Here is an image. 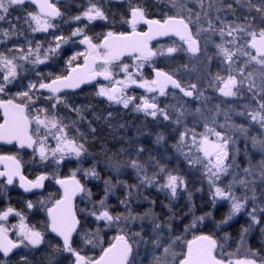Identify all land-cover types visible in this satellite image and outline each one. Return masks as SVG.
I'll list each match as a JSON object with an SVG mask.
<instances>
[{"label": "snow or ice", "instance_id": "6c2138e0", "mask_svg": "<svg viewBox=\"0 0 264 264\" xmlns=\"http://www.w3.org/2000/svg\"><path fill=\"white\" fill-rule=\"evenodd\" d=\"M175 7L176 0H170ZM31 4L34 10H28L24 6ZM203 8V0H200ZM244 13L238 14L237 8ZM88 7L79 15L72 19L79 22L87 20L88 24L94 21H108V16L99 0H88ZM19 9L26 12L23 17V25H26L31 33H48L50 29H55L57 25L53 20L61 17L63 13L57 7L54 0H0V22L9 24L8 28H0V94L7 95L9 86H14L24 78L25 73L34 72L36 79H29L27 86L22 84V90L15 92L8 99H0V112L3 115V123H0V141L5 144H13L19 147L30 148L33 154H38L41 162L49 159L55 161L59 166L65 160L75 159L77 167L70 177L56 178L55 182L63 190L59 199L54 202L42 200L41 207L46 208L47 225L46 231L37 230L35 226L24 223L25 217L20 211H16L11 206L0 211V221H7L8 217L15 214L19 217V226L13 225L16 229V240L8 237L9 228L0 223V264H8L10 254H15L14 250L24 248L38 250L46 242V233H54L62 241V245H52V254L48 258V264H58V258L68 255L72 259L70 264H136V256L141 245L151 242L154 245L156 255L152 264H171L175 260L177 253L172 249L183 241L181 235L168 236L165 240V232L171 234L174 229L172 220L176 214L161 221L156 213L151 209L145 210L143 214L134 213L131 201L143 197L142 189L155 188L158 192L166 193L170 201L175 200L181 191L187 192L188 200L191 202L192 193L188 191L187 181L184 175L179 173L178 168H168L166 163H162L164 155L159 158L149 153L143 161L140 159L146 149L142 145L135 148L134 155H130L133 141H129L128 148H120L118 152L108 154L105 152L103 163L105 167L117 177L113 183L111 175L103 180L104 195L99 201L92 200V192L81 180L77 179V174L83 172L85 180H101V174L97 171L98 161H93L90 167L82 168L80 163L89 154L86 147V134L79 131L77 122L71 125L64 123V118L59 116L57 109L60 105L74 111L79 119H85L86 107L70 105L66 102L62 93L67 89H77L84 83H90L96 77L102 76L109 81V86H101L95 93L96 96L105 98L110 104L122 105L124 109L131 106L136 113H142L144 117L151 118L157 123H170L176 126L173 130L180 131L177 141L171 146L179 155L183 156L188 166L192 169L199 168L201 178L206 180L209 190V199L212 207H217L218 203L227 202L229 208L224 213L222 219L215 220L212 211L195 215L194 205L189 207L192 220L184 226V231L198 229L201 225L207 226L206 221H212L214 230L210 234L195 235L191 240L183 241L186 251L181 253L182 258L179 264H257L256 252L251 253V258H239L237 252H225V242L230 239L227 232L222 239L216 237V232L224 225L229 224L234 217L246 213L249 223L241 225L240 241L243 244L247 234L254 228L264 234V0H209L208 10L203 12L207 21V27H200L201 13H196V24L198 27L193 32L190 28L191 16L186 22L184 18L177 16H167L165 19H148L146 11L139 5H133L129 0L128 11L130 18L124 19L122 23L130 25L131 32L116 33L108 31L101 44L93 42V37L86 34L84 27H77L71 36L54 35L55 44L49 43L45 48L43 42L35 41L24 31L23 25L14 24L8 17L13 10ZM215 10L216 15L211 18L209 12ZM253 10L256 15H252ZM191 12V9L188 10ZM228 16L234 19H227ZM17 21L21 18L16 17ZM217 21L219 22L217 24ZM143 22L149 26L148 32H138L137 25ZM174 34L187 45V52L195 55L201 52V41L204 45V52L207 53L208 45L214 43L217 50L216 58L220 61V69L212 74L209 72L206 79V88L200 87L197 83L190 85L183 84L174 78V74L164 70L153 68L155 77L147 80L129 71V66L123 64L121 71L125 73L123 80H114V73L111 70L115 61L121 56L128 54L134 57L137 68L142 67L145 62H149L153 57L165 55L163 50L153 51L148 47V41L156 36H167ZM218 35L219 43H215L213 37ZM23 37L24 43L13 44L7 47V42L12 39ZM74 38H79V44L85 46V51L76 52L66 61L68 74L55 75L49 72L45 75L38 71V66L46 65L54 57L58 56L63 45L76 43ZM25 45L26 50H25ZM182 49L177 47L167 48L170 56ZM83 57L84 64L73 67V61ZM243 57V63L238 64ZM211 64L213 57H207ZM255 65V67H252ZM251 68L252 70H248ZM135 85L145 90L147 95L136 98L126 95L125 90ZM169 86L174 90H179L183 96L179 97L175 92L172 96L176 103L160 106V97L169 95L166 89ZM206 89H211L218 94L220 100L213 107H208V102L212 97L205 94ZM41 90L48 93L44 97L50 101L51 109L47 106L35 109L36 115H30L32 105L35 100L42 95ZM183 98H188L184 100ZM229 99H245L248 103L240 106L241 110L236 111V106L228 104ZM201 101V106H197L194 111L189 108V102ZM254 102V104L252 103ZM227 105V107H222ZM248 120L247 124H237L232 121L231 114ZM112 116L109 112L107 120ZM189 116L199 117L204 123V131L197 133L194 128L190 129L185 121ZM223 116L224 122L218 123V117ZM100 120L102 117L96 116ZM35 124V130L30 131V126ZM111 126V125H110ZM77 127V135L70 136L69 129ZM123 127V125H121ZM89 128L95 139L96 129L89 123ZM258 129V130H256ZM254 132V134H253ZM138 135L141 134L138 130ZM49 137L55 140V147H50ZM243 138L245 143L246 166L241 167L237 162V155L241 149L237 148V142ZM166 140L161 132L155 137L154 143L162 145ZM83 141V142H82ZM251 143V148L260 154V160L252 162V153L247 149V144ZM103 149L104 146L101 145ZM187 149V151H185ZM0 163L4 164V170L0 171V178H6L4 183L12 185L14 177L19 176L20 187L25 192L43 187V182L48 179L47 175H39L35 180H26L20 174V162L16 156L0 155ZM151 167L152 171H149ZM131 169L135 174L138 183H128L119 179L124 170ZM227 183L224 182L225 178ZM118 186H123L125 195L119 199L126 212L113 215L107 201L110 195H114V190ZM3 184H0V190ZM200 189H198L199 191ZM239 190V194L237 191ZM87 198L92 205L91 208L80 209L84 213L83 219L87 222L89 217H93L96 222H104L106 227H117L119 234L114 237L109 247L102 250L99 258H93L84 254L85 248L89 245L95 246L99 231L80 232L81 220L78 219V212L73 207V198L81 195ZM155 204V201H150ZM251 203V208H248ZM50 204L51 206H48ZM28 209H32L34 204L29 201L26 204ZM171 212V205L165 204ZM187 215V214H186ZM147 220L152 225L153 237L144 239L143 223L139 231H131L130 225L136 221ZM80 235L83 247H74L73 234ZM163 249L162 253L160 249ZM235 257V258H233ZM18 264H33V260L26 253L20 254ZM264 264V260L260 261Z\"/></svg>", "mask_w": 264, "mask_h": 264}, {"label": "rangeland", "instance_id": "374dc122", "mask_svg": "<svg viewBox=\"0 0 264 264\" xmlns=\"http://www.w3.org/2000/svg\"><path fill=\"white\" fill-rule=\"evenodd\" d=\"M113 0H99V4L103 7V9L105 8V5H108V3H110ZM127 2H129V0H126ZM134 0H131V2ZM62 0H59L60 6L62 7L61 4ZM82 2H84L85 6H83V10L80 13H82L89 5H88V0H82ZM151 2L154 4L155 7H159V6H163L165 9L167 8V4L169 3L170 5V10L173 11V13L177 16H183L185 17L187 20L189 19V17L191 16V20H192V25L195 26V28L198 27V25L196 24V13H201V23H206L207 21L203 16V12L205 10H208V3L209 0H203V8L201 7L200 4V0H176L175 3V7L173 6V4L170 2V0H151ZM234 7L237 8V13L238 14H243L244 13V9L239 8L238 6H236L234 4ZM191 9V12H189L188 10ZM221 15L223 16L224 13H217L215 12V10H211L209 12V15L211 18H214L216 15ZM252 15H256L255 11L253 10ZM227 19L232 20L234 19V17L232 16H228ZM86 22H88L87 20H85ZM54 23V21H53ZM219 22L217 21V24ZM57 25V23H55ZM200 26V25H199ZM75 28L73 27V30ZM57 28L55 29H50L49 32L47 33L49 36L54 37V35H59V32H56ZM71 36V34H70ZM219 37L218 35H215L213 37L214 42L216 43L215 39ZM35 44V43H34ZM33 44V47H34ZM55 44V41L53 39V46ZM214 43H210L207 47V53L204 52V45L202 47V53L200 55L199 58H194L190 60V66L189 68L187 67V71L185 73H180L179 74V78L181 81H183L186 85H190L191 83H197L199 86L203 87L202 84L205 85V81L208 78V74L209 72H211L212 74H215L219 69H220V61L218 58H216V53L212 56L213 60L211 62V64H209V61L207 59L209 55V48L211 46H213ZM12 45L7 42V47H11ZM2 47V46H1ZM26 50V49H25ZM81 52V51H79ZM55 58V57H54ZM53 58V59H54ZM243 57H241L238 61V64H242L243 63ZM129 71L132 72L133 74H136L135 72V65L133 63H129ZM252 67H255V65H253ZM46 68H49V64L46 65H40L38 66V71L43 72L44 74H46L45 72L47 71ZM248 70H252L251 68H249ZM29 79H36L35 73L34 72H29V73H25L24 78H22L20 81L17 82L20 84V82H23V86L26 87L28 80ZM10 87V91L7 94L6 98H10L12 95L15 94V92H17L18 90L14 91L12 90L13 86H9ZM138 93V90L137 92ZM9 95V96H8ZM45 96H43L42 98L36 99L34 105H32V110L30 112V115H36V111L35 109H38L40 107H44L47 106L49 109H51V103L50 101H46L44 99ZM138 100V98H137ZM233 102V104L236 106V111H240L241 108L240 106L248 103V100L245 99H229V102ZM203 102L201 101H195V105H189V108L191 110L194 111V109L197 106H201ZM254 104V102H252ZM59 112V107L57 109V113ZM231 118L232 121L237 123V124H247L248 120H246L244 117L238 116L235 113L231 114ZM140 127L137 126L135 128H133L132 130H130V135H132L131 139L134 142L133 144H135V146L138 145H142L146 151L144 152V154L146 156L149 155V153H151L154 156H157L159 158V156L161 154L164 155V160H162V163H166L168 168H178L179 173L181 175L185 176V179L187 181V188L188 191H190L192 193V200L191 202H189L188 200V194L187 192L181 191L179 196L175 199V200H171L169 199V196L166 193H162V192H158L154 187L153 188H145L142 189L143 195L147 196L149 199L148 200H144L143 197H140L138 199H133L131 201V207L134 213H140L143 214L145 212V210L151 209L154 213H156L159 217V219L161 221L166 220L167 217L172 216L173 213L176 214V218L172 220V226L174 231L169 234L168 230L165 229V240L168 239V236H175V235H181L183 237V241L186 240H191L193 238V232L196 229H191L187 232L184 231V227H181V229H177V226L180 223V218L179 216L182 215V213L184 212V214L188 215V219L187 222L188 224L191 222L192 220V215L189 213V207L192 205L195 206H199L200 208L203 207L202 201L205 199H207L208 205L209 206V211H213V207L211 204V201L209 199V190H208V184L206 182V180H203L201 178V172L199 170V168L196 169H192L188 166L187 162L184 160L183 156L179 155V153H177L175 151V149H173L171 146L177 141L180 131L183 130V125L179 128V130L174 131L173 129L176 127L170 123H157L152 121V119L146 118V117H141L140 118ZM218 123H223L224 122V117L220 116L218 117L217 120ZM185 124L190 128H194L197 133H202L204 131V123L203 121L199 118V117H195V116H189L186 121ZM170 125V126H169ZM35 130V124L30 126V131H34ZM138 130L141 134H137ZM258 130V129H256ZM142 131V132H141ZM69 132L75 133V129L73 128L71 131L69 130ZM163 133L166 137L165 142L162 145H157L154 143L155 141V137L158 133ZM254 134V132H253ZM55 140L51 139V137H49V145L50 147H55ZM237 148L241 149L240 153L237 155V162L241 163V167L246 166V162H245V154H244V149H245V143L243 138H241L236 145ZM136 148V147H135ZM247 149L250 153H252V162L256 163L260 160V154L258 152H256L255 150H253L251 148V143L249 142L247 144ZM185 151H187V149H185ZM130 155H134V153L132 154L131 152L129 153ZM141 159V158H140ZM145 159V158H144ZM144 159H141L142 161ZM69 163H71L72 161H76L75 159L72 160H65ZM77 162V161H76ZM29 170L34 169L36 170L35 172H37V170H46L48 172V174H46L49 178L46 179V183L51 184L50 182H54V180L59 176L58 173L60 172V165L58 166L55 161L49 159L48 161H44L41 162L39 157H35L34 161H30L27 164ZM80 166L82 168H87L91 166L90 160L86 159V156L83 158L82 162L80 163ZM73 167V166H72ZM98 172H100L101 174V180L97 181V180H85V182H87L89 185L87 186L88 189L91 190L92 192V200L93 201H99L101 199V197L104 195L103 189H104V183L103 180L105 178H108L111 175L112 181L113 183H116L117 177L115 176L114 173H110V171L105 167V164H102L101 166H98L97 168ZM149 171H152L151 167L149 168ZM83 175V172H80ZM78 173V175L80 174ZM119 179L121 180H126L128 183L132 184V183H138V181L135 178V174L133 172V170L131 169H126L123 171V173L119 176ZM228 179H231V177H227L225 178L224 182L227 183ZM198 189H200L198 191ZM237 194H239V190L237 191ZM125 195V189L123 186H118L115 190H114V195H110L108 198V205H110V211L113 215L118 214V213H123L126 212V209L119 204V199H122ZM205 196V197H204ZM168 199V200H167ZM196 200V204L195 201ZM150 201H155V204H151ZM171 205V212L164 207L165 204H169ZM157 204H160L159 207L163 208L162 212L160 214V210L157 206ZM218 204H224L227 209L229 208V205L227 202H221ZM91 204L88 202L87 198H79V203H78V211L80 209H84L85 207L91 208ZM251 203H249L248 208H251ZM194 212L195 211V207L193 209ZM81 215V221H82V225L80 228V232H84V231H99V235L97 238V243L96 245L93 247L91 245L87 246L85 248L84 254L90 256V257H97L102 253V250L104 248H106L111 241L114 239V237L116 235L119 234V229L115 226L113 227H106L104 222H96L95 219L93 217H89L87 222L84 221L83 216L85 215L84 213H80ZM244 214V213H242ZM240 215V214H239ZM237 217V216H236ZM234 217V218H236ZM141 223H143V235H144V239L145 240H149L150 237H153V232H152V225L147 221H136L135 223L130 225V229L131 231H139L141 229ZM206 223V222H205ZM247 223H249V221H247ZM202 226V225H201ZM200 226V227H201ZM252 230H256L259 231L257 232L259 234V236H261V232L259 230V227L254 228ZM80 235L77 234L76 236V241H80ZM82 241V240H81ZM180 242L178 243L176 246H174V248L172 249L173 251H175L178 255L175 258V260L171 261V264H178L179 263V259L182 258V255H180L181 253H183L185 251V243L184 242ZM248 238L245 237V241L244 243L241 244H230L229 240L227 242H225V252H237V248L239 246V251H238V257L239 258H251V253L252 251L250 250L249 245H247ZM47 246V243H46ZM81 247H83V241L81 242ZM50 250H52V248H49ZM28 250V249H25ZM139 251V255L136 256V264H152L153 261V257L156 255V252L154 251V245L149 242L148 244H144L141 245L140 248L138 249ZM163 249H160V252L162 253ZM264 252V251H263ZM235 258V257H233ZM60 259V257L58 258V260ZM256 259V258H255ZM259 264V263H257Z\"/></svg>", "mask_w": 264, "mask_h": 264}, {"label": "flooded vegetation", "instance_id": "af4514ba", "mask_svg": "<svg viewBox=\"0 0 264 264\" xmlns=\"http://www.w3.org/2000/svg\"><path fill=\"white\" fill-rule=\"evenodd\" d=\"M104 1V0H102ZM54 2L57 4V7L61 10L63 15L61 17L55 18L53 21L54 23H57V31L60 34L65 37H69L70 34L73 31V27L76 29L77 27H84L85 25H88V27L85 29V32L87 35L93 37V42L96 44H101L103 41L104 35L108 31H113L116 33L120 32H131L132 29L130 25L126 23H122V17L124 19L130 18L129 16V11H128V5L129 2L126 0H113L110 3H112L114 6H117L119 10L116 12H107L105 9L104 11L106 12L108 16V21H94L91 24H88L85 20H81L79 22L73 20L72 18L76 15H79V0H62L61 4L62 7L60 6L59 0H54ZM141 3V0H134L131 3L135 6L138 3ZM166 9L157 10L158 12H162L161 15L156 16L158 13L157 11H153L154 15L149 16L146 11V15L148 19H160L163 20L167 16H177L173 13L172 10H170V5L169 3L167 4ZM28 10H34L35 7L32 6L31 4H26L24 6ZM149 9V8H148ZM166 10V11H164ZM26 15V12L20 11L19 9L13 10L11 12V15L8 17L9 20H11L14 24H17L18 26L23 25V17ZM19 16L21 19L17 21L16 17ZM180 18H184L185 21L187 22L188 20L183 17V16H177ZM9 24L7 21L5 22H0V28H8ZM24 31L27 35H29L34 43L35 41H41L43 42V46L47 48L49 46V43L53 44V39L51 36H49L47 33H42V32H37V33H31V30L26 26L23 25ZM200 27H207L206 23L200 24ZM190 28L193 32L196 31V28L194 25L190 24ZM137 31L138 32H144L145 28L142 25H137ZM76 40V43H68L62 46L60 49V53L58 56H56L54 59L48 62L49 68H46V72H51L53 77L55 75L63 74L67 75L68 69L66 65V61L68 58L73 55L76 52H83L85 51V46L79 44V38H74ZM216 43L220 42V38L217 37L215 39ZM11 45L16 44V43H24L23 37L19 39H12L8 41ZM33 43V44H34ZM35 46V44H34ZM1 47V46H0ZM12 47V46H11ZM25 45V49H26ZM169 47H177L182 50L177 51L176 53L171 54L170 56L167 54V48ZM202 47H203V42L201 41V52L193 55L191 53L187 52V45L184 44L183 41L178 40L176 38L170 37V35L160 41L154 42L150 44V48L153 51H159L163 50L165 52V55L160 56L157 55L152 58L151 61L145 62L142 67L137 68V64L134 61V57H126L121 60L115 61L113 64V67L111 70L114 73V80H123L125 78V73L121 71V66L123 64L129 65V63H133L135 65V72H139V75H137V79H140L143 77L144 79L147 80H152L153 79V68L161 69L164 70L165 72H168L170 74H174V78L180 80L179 74L180 73H185L187 71V67L189 68L190 66V60L194 58H199L201 53H202ZM209 55L213 56L217 50L215 46H211L209 48ZM84 64V59L83 57L79 58L76 61H73V67L76 65H83ZM45 72V73H46ZM22 81V80H21ZM181 81V80H180ZM183 84H185L183 81H181ZM109 81L104 80L102 76H98L95 81L87 83L77 89H72V90H64L62 95L64 96L66 102L70 105H75V106H82L86 107L87 110L84 112V116H94L95 114H103L104 116L108 115L109 112H111L110 108H119L122 110H126L123 108L122 105H117V104H110L105 98L96 96L95 93L98 91V88L101 86H109ZM23 84V82L18 83V85H14L12 87V90H22L19 85ZM186 85V84H185ZM204 88H206V83L205 85L202 84ZM201 87V86H200ZM138 90V93H136ZM168 91L169 95L166 97H160V106L163 107L165 104L169 103H176V99L172 96V93L175 92L177 96L182 97L183 94L179 93V90H174L172 88L166 89ZM126 95L133 96L136 98V103H139V97L142 95H147L145 93L144 89H141L135 85H130L126 90ZM42 95H40L39 98H42L43 96H47V92L41 91ZM206 95L212 97V99L208 102V107H213L216 103H219L220 100H223L225 98L223 97H218V94L214 92L211 89H206L205 92ZM7 95L0 94V99H8L6 98ZM9 96V95H8ZM138 98V100H137ZM184 100H188V98H183ZM195 100H192L189 102V105H195ZM228 104L234 105L233 102H229ZM112 106V107H111ZM133 106L130 105V108ZM222 107H227V105H222ZM134 112V111H133ZM135 114L139 115L140 117H144L142 113H136ZM58 115L64 118V123L71 125L73 121L77 122V127H78V116L74 111H71L69 108L64 107V105L59 106V112ZM0 122H1V112H0ZM77 127H71L69 130L71 131L73 128L75 129V133L69 132L70 136H75L77 135ZM79 128V127H78ZM80 131V129H79ZM0 155H8V156H16L17 160L20 162V165L22 167V174L25 176L28 180H35L37 176L39 175H46L48 172L45 170H36L31 169V172L25 173L24 170V162L25 161H34L35 157H39L38 154L34 155L32 149H18L16 144H11V145H3L0 144ZM73 166V167H72ZM77 167V162L72 161L71 163L64 161L60 164V169L63 168V170L67 168L73 169V171ZM72 171V172H73ZM72 173H69L68 175L61 176V173H58V178H67L70 177ZM77 179H79L78 174H77ZM46 183V181L43 182V187L40 191H31L28 193H23L21 189L19 188L18 182H14L12 185H7L4 183V179H0V184H3V189L0 190V211L6 210L7 207L11 206L14 208L16 211H20L22 215L25 217L24 223L31 226H35L37 230L40 231H46V225H47V214H46V208L41 207V201H48L51 199L53 202L55 199H59L60 196L62 195V189L56 184L55 180L52 184V182ZM82 183V182H81ZM81 196H77L76 199L74 200L73 207L77 210L78 212V203H79V198ZM31 201L34 204V207L32 209H28L26 207L27 202ZM48 206H51L48 204ZM78 219L79 215H78ZM0 223H3L7 228H9L8 232V237L12 240H16V229H13L12 226L16 225L19 226L20 220L19 217H17L15 214H12L8 217L7 221H0ZM81 228V227H80ZM76 236L77 233L73 234L74 237V247H81V240L76 241ZM47 243V246H46ZM52 245H62V242L53 234L50 232L46 233V242L44 245H42L38 250H25L24 248L16 249L14 250L15 254H10V259L8 260V264H18L20 254L26 253L30 256V258L33 260V264H48V258L52 254V250L49 248H52ZM2 256V254H0ZM95 258H98L95 257ZM72 258L68 255H62L60 259L58 260V264H70V260Z\"/></svg>", "mask_w": 264, "mask_h": 264}, {"label": "trees", "instance_id": "16d2710c", "mask_svg": "<svg viewBox=\"0 0 264 264\" xmlns=\"http://www.w3.org/2000/svg\"><path fill=\"white\" fill-rule=\"evenodd\" d=\"M79 12L83 10V6H85L84 2L82 0H79ZM137 5L143 7L145 10L148 11L149 16H153V11H159L162 9H165L163 6L155 7L154 4L151 2V0H141V3L139 2ZM149 8V9H148ZM107 12H116L118 9L117 6H114L112 3H108V5H105L104 8ZM151 9V10H150ZM157 11V12H158ZM166 11V10H164ZM162 12H158L156 16L161 15ZM49 72H46L45 75H47ZM112 107V106H111ZM112 116L108 118L107 120L103 119V114H95L94 116H88L85 117L84 120H80L78 118V127L80 129V132H83L86 134L87 137V143L86 147L88 148L89 154L86 156V159L90 160V163L92 164L93 161H98L99 166H101L105 159V152L108 154H111L113 152H118L120 148H128L129 147V141H132L130 135V130L133 128L139 126L140 127V116L135 114L132 110V108H128L125 111L119 108H110ZM96 116L102 117V119L97 120L95 119ZM89 123H91L92 127L96 129L95 133V139H93V133L91 132L89 128ZM111 125V126H110ZM123 125V127H121ZM170 126V125H169ZM196 131V130H195ZM142 132V131H141ZM197 132V131H196ZM83 142V141H82ZM101 145L104 146V148H101ZM135 144H132L131 153H135ZM141 159H146L147 156L143 153L140 157ZM29 161H25L24 164V170L25 173L31 172L27 166ZM73 169L67 168L66 170L63 168L60 170L59 174L61 173V176L68 175L69 173H72ZM98 171V170H97ZM79 180L87 187L89 184L84 181L83 175L80 173L78 175ZM205 197V196H204ZM193 199V198H192ZM168 200V199H167ZM195 204H196V200ZM203 207L200 208L199 206L195 205V215L199 216L202 215L205 212L209 211V206L207 199L204 198L202 201ZM160 204H157L156 207H158L160 210V214L162 212L161 207H159ZM193 205V203H192ZM227 207L224 204H218L217 207L213 209V216L215 220L222 219L224 213L227 212ZM79 218L81 220V215L79 214ZM180 218V223L177 226V229H181V227H184L186 224H188L187 219L188 215L182 213ZM247 216L246 213L238 215L236 218H234L232 221L229 222V224L224 225L221 230L216 232V237L218 239H222L223 234L227 232L230 236L229 242L230 244L237 245L240 241V229L241 225H247ZM206 225H202L198 229H196L193 232V235H201V234H210L214 230V225L212 221H206ZM81 226L82 221H81ZM259 231L251 230L247 234L248 241L246 242L247 245H249L250 250L252 252H256L258 255L255 257L257 263L260 264L261 260H264V234L259 236L257 233Z\"/></svg>", "mask_w": 264, "mask_h": 264}, {"label": "water", "instance_id": "95a60500", "mask_svg": "<svg viewBox=\"0 0 264 264\" xmlns=\"http://www.w3.org/2000/svg\"><path fill=\"white\" fill-rule=\"evenodd\" d=\"M34 6V5H33ZM35 7V6H34ZM138 25H142V26H144V28H145V31L144 32H148L149 31V26L147 25V24H144L143 22H141V23H139ZM170 35V37H172V38H176V39H178V40H180V38L178 37V36H176V35H174V34H169ZM169 35H167V36H156L154 39H152V40H150V41H148V47L150 48V44H152V43H154V42H157V41H160V40H162V39H164V38H166V37H168ZM103 42V41H102ZM101 42V43H102ZM197 54V53H196ZM131 55H128V54H125V55H123V56H121L120 57V59L119 60H121V59H123V58H125V57H130ZM68 74V73H67ZM155 77V73H154V71H153V78ZM96 79H97V77H96ZM93 81H95V80H93ZM93 81H91V82H93ZM85 84H87V83H84V84H81V86H83V85H85ZM80 86V87H81ZM169 88H171L170 86H169ZM69 90H72V89H69ZM41 91H43V92H46V91H44V90H41ZM1 118H2V121L0 122V123H3V115H2V112H1ZM15 143V142H14ZM0 144H3V145H9V144H5V143H3L2 141H0ZM16 144V143H15ZM11 145V144H10ZM17 145V147H18V149H22L21 147H19V145L18 144H16ZM24 149H29L30 150V148H27V147H24ZM5 156H8V155H5ZM4 170V164L3 163H0V171H3ZM19 171H20V174L21 175H23L22 174V167H21V165H20V168H19ZM25 177V176H24ZM0 179H6V178H0ZM25 179L26 180H28L26 177H25ZM64 179V178H63ZM14 182H18V184H19V188L21 189V191L23 192V193H28V192H25L24 191V189L23 188H21L20 187V179H19V176H17V177H14ZM58 185V184H57ZM59 186V185H58ZM60 187V186H59ZM61 188V187H60ZM42 188H39V189H33V190H31V191H40ZM31 191H29V192H31ZM62 192H63V190H62ZM77 196H79V195H77ZM76 196V197H77ZM76 197H74L73 198V201H72V204L74 203V200L76 199ZM54 234V233H53ZM55 235V234H54ZM59 240H60V238L59 237H57ZM61 241V240H60ZM62 242V241H61ZM112 242H114V239L112 240ZM111 242V243H112ZM110 243V244H111ZM109 244V245H110ZM109 245L107 246V247H109ZM106 247V248H107ZM185 251H186V248H185ZM184 251V252H185ZM102 254V253H101ZM100 254V255H101ZM99 255V256H100ZM99 256H98V258H99ZM179 264V263H178Z\"/></svg>", "mask_w": 264, "mask_h": 264}]
</instances>
